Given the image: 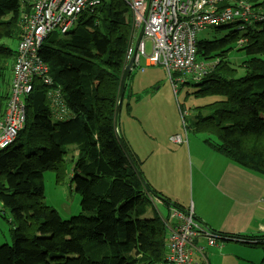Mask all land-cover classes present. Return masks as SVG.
I'll return each mask as SVG.
<instances>
[{"label": "trees", "instance_id": "trees-1", "mask_svg": "<svg viewBox=\"0 0 264 264\" xmlns=\"http://www.w3.org/2000/svg\"><path fill=\"white\" fill-rule=\"evenodd\" d=\"M21 12L20 0H0L1 74L14 60ZM130 21L124 0H101L70 34L41 44L51 85L33 81L24 124L0 151V216L10 213L13 239L0 243V264H159L157 215L144 209L156 190L116 125ZM14 39V47L4 42ZM49 88L60 90L69 110L61 120L51 114ZM127 89L125 82L122 101ZM7 97L0 89V113ZM73 152L68 174L64 157ZM48 171L56 181L69 175L80 196L78 214L63 219L44 202Z\"/></svg>", "mask_w": 264, "mask_h": 264}, {"label": "built area", "instance_id": "built-area-1", "mask_svg": "<svg viewBox=\"0 0 264 264\" xmlns=\"http://www.w3.org/2000/svg\"><path fill=\"white\" fill-rule=\"evenodd\" d=\"M101 0H20V37L15 48L7 100L0 113V151L10 145L25 121V97L32 89L35 79L50 86L48 66L40 56L43 40L52 32L60 36L71 33L83 13L92 12ZM131 12L133 35L129 39L124 66L130 72L144 70L140 59L151 64L149 0H124ZM149 52L147 53V42ZM4 91V90H3ZM49 107L58 109L55 117L64 118L69 110L63 107V98L58 88L47 92ZM150 198H152L150 196Z\"/></svg>", "mask_w": 264, "mask_h": 264}, {"label": "rangeland", "instance_id": "rangeland-1", "mask_svg": "<svg viewBox=\"0 0 264 264\" xmlns=\"http://www.w3.org/2000/svg\"><path fill=\"white\" fill-rule=\"evenodd\" d=\"M20 20L18 23L19 27ZM58 36H60L59 32L52 31L43 42L48 38ZM4 42L14 47L17 39H14L12 42ZM146 51L147 53L149 52V41L147 42ZM12 62L13 60H9L6 69L3 70L2 74L0 73V81L2 83L0 89L4 91H7L9 87V84L6 87L3 84L7 78L10 79L11 77ZM144 64L146 67H144L143 71L134 68L126 80L127 88L129 89H127V94H129V97L125 96L122 101L117 115V127L118 132L126 141L130 152L136 155V162L143 177H146V172L150 173L156 179L152 73L151 64L147 63L144 58H141L140 65L144 66ZM151 151H153L152 158L148 162H145ZM73 157L74 152L64 157V164L68 174L72 172ZM68 176L63 180L56 181L55 173L48 171L44 172L42 180L44 184V202L56 209L63 219H68L80 212V196L75 192L73 186L70 185ZM148 197L150 198V195ZM144 209L145 213L150 216L157 215V207L151 201L145 204ZM9 220H11V215L5 210L4 217L0 216V243L12 244L13 242L10 236L11 231L9 230L12 228V224L8 222Z\"/></svg>", "mask_w": 264, "mask_h": 264}, {"label": "water", "instance_id": "water-1", "mask_svg": "<svg viewBox=\"0 0 264 264\" xmlns=\"http://www.w3.org/2000/svg\"><path fill=\"white\" fill-rule=\"evenodd\" d=\"M129 73H130V65L123 67L122 74H121L120 81H119L118 99H117V106H116V113L117 114H118V111H119L121 103H122L124 86H125V82H126V79L129 75ZM117 114H116V116H117ZM116 125H117V120H116ZM117 133H118V131H117Z\"/></svg>", "mask_w": 264, "mask_h": 264}, {"label": "crops", "instance_id": "crops-1", "mask_svg": "<svg viewBox=\"0 0 264 264\" xmlns=\"http://www.w3.org/2000/svg\"><path fill=\"white\" fill-rule=\"evenodd\" d=\"M152 155H153V151H151L149 157L146 159L145 162H148L152 158ZM145 176H146V177H144L145 181H147L151 185V187L156 190V179L150 173H146L145 172ZM150 199H151V202H153L154 206L157 207V199H156V196H154V197H152ZM146 215H148V214H146ZM148 216H150V215H148Z\"/></svg>", "mask_w": 264, "mask_h": 264}, {"label": "bare ground", "instance_id": "bare-ground-1", "mask_svg": "<svg viewBox=\"0 0 264 264\" xmlns=\"http://www.w3.org/2000/svg\"><path fill=\"white\" fill-rule=\"evenodd\" d=\"M63 107L68 109L64 100H63ZM50 111H51V114L53 115V117H55V114L59 112L58 109H51V108H50ZM55 118L61 120V118H58V117H55ZM150 196L154 197L153 195H150Z\"/></svg>", "mask_w": 264, "mask_h": 264}]
</instances>
